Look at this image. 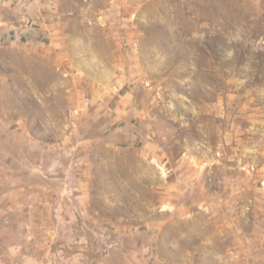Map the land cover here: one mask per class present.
Masks as SVG:
<instances>
[{"label": "rangeland", "instance_id": "rangeland-1", "mask_svg": "<svg viewBox=\"0 0 264 264\" xmlns=\"http://www.w3.org/2000/svg\"><path fill=\"white\" fill-rule=\"evenodd\" d=\"M28 2L0 41V248L264 264V0Z\"/></svg>", "mask_w": 264, "mask_h": 264}, {"label": "crops", "instance_id": "crops-1", "mask_svg": "<svg viewBox=\"0 0 264 264\" xmlns=\"http://www.w3.org/2000/svg\"><path fill=\"white\" fill-rule=\"evenodd\" d=\"M28 1L0 0V41L2 39L12 40L14 37L19 38L22 36L20 33H27L30 29H33V26L27 24L29 19L26 14L21 15L23 9H28ZM3 9H5V12H2ZM9 16L11 17L9 18ZM18 16H21V18L19 19ZM16 21L20 22V24H17ZM40 31L41 29H38L37 33L41 34ZM60 244V241H58V243L53 245L54 248L52 249L43 247L24 250L21 246L13 248L11 244L7 243L5 247L0 248V264H60L62 260H66L63 259L65 253H61L62 251L65 252V250L59 247ZM59 249H62L60 250L61 252H59ZM69 256L72 255L70 254Z\"/></svg>", "mask_w": 264, "mask_h": 264}]
</instances>
